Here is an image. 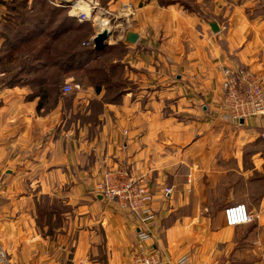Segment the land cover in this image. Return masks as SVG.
Returning a JSON list of instances; mask_svg holds the SVG:
<instances>
[{"label":"crops","instance_id":"1","mask_svg":"<svg viewBox=\"0 0 264 264\" xmlns=\"http://www.w3.org/2000/svg\"><path fill=\"white\" fill-rule=\"evenodd\" d=\"M9 1L0 0V56ZM123 5L130 28L104 55L126 86L86 87L93 121L53 88L38 108L43 89L0 87V245L10 264H131L139 249L157 250L160 264H264V117L236 121L221 105L224 70L264 78V0L108 8ZM117 169L148 185V220L95 192ZM235 203L253 219L227 227L223 209Z\"/></svg>","mask_w":264,"mask_h":264},{"label":"rangeland","instance_id":"2","mask_svg":"<svg viewBox=\"0 0 264 264\" xmlns=\"http://www.w3.org/2000/svg\"><path fill=\"white\" fill-rule=\"evenodd\" d=\"M23 1L10 0L9 8L12 10L10 9L8 14L5 15L7 30L4 36L6 37L7 44L4 48V55L0 56V87L14 84L20 85L21 83L29 87H35L36 83H33L35 82L34 80H38L39 82L40 78L44 77L46 81H43V86L46 89L49 87L53 88L59 94V101L62 104H76L78 109L74 113L76 117H80L85 121H93L98 111V103L94 101L89 102L90 98L84 95L86 87L105 85L113 90L110 93L115 94L116 91L126 86L125 81L122 80L123 72L120 67L110 64L108 57L104 55L106 50L101 52L94 51L91 45L93 37L90 40V36L93 33L92 24L100 20L97 28L99 30L107 29L111 32L109 42L121 41L124 31L129 29L130 25L128 21L124 20L126 16H122L115 9L110 10L108 8L111 3L113 5V2L118 3L120 0H84L85 5L82 6L84 9L80 10H88V1H94L98 6L93 11H86L90 13V19L83 23H79L75 18H72L73 20L71 21L69 7L57 4L59 8H55L53 7L54 5L51 6L46 2L48 6L52 7L51 9H58L60 15L55 14V16H50L47 14V18L43 20V25H36V27H30V24L36 21L37 17H40L38 9L40 6L36 2L32 3V0L27 1L26 4ZM52 1L55 3V0ZM160 2L168 5L171 0H160ZM67 3L71 5V0ZM46 9L48 8L46 7ZM65 17H70V19L66 22L64 20ZM109 21L110 23H108ZM78 25H81V29L76 28ZM47 33H56L59 37L57 39L58 42L52 45L54 51L44 56L43 61L33 62L32 56L35 54L32 52L37 49V47H33L35 45L34 38L37 37L38 40H42ZM24 34L28 36L24 38ZM68 51L76 53V55L73 57L71 65L67 66V70L60 72L57 68H52L51 63L57 62L60 64L61 61H64ZM58 56L61 57L58 58ZM43 62H48L46 69L38 67ZM24 63L29 68L32 65V69L36 71L31 72L29 69L27 75H17L19 68ZM65 85L75 88L67 96H64L62 92ZM106 99H109V97L106 96ZM85 109H90L91 113L87 115ZM73 118L75 116L71 115V119Z\"/></svg>","mask_w":264,"mask_h":264},{"label":"built area","instance_id":"3","mask_svg":"<svg viewBox=\"0 0 264 264\" xmlns=\"http://www.w3.org/2000/svg\"><path fill=\"white\" fill-rule=\"evenodd\" d=\"M70 1V0H69ZM84 0H71L69 16L78 22H85L90 19V11L97 8L94 1H88V10L74 11V5ZM60 4V3H59ZM58 4V5H59ZM131 7L123 5L119 13L122 16L131 15ZM99 26V21L93 22ZM110 23V21L108 22ZM224 79L221 84V105L227 117L236 121L246 117H264V78L256 75L248 68H238L234 71L224 70ZM75 88L65 85L62 89L64 95H69ZM264 154V152H263ZM96 193L104 199L118 204L121 209L129 211L138 216L141 221L148 220L149 205L152 201V194L143 177H131L124 169L106 172L103 179L94 187ZM170 189H166L168 194ZM224 221L227 227H236L248 224L253 216L243 203H235L223 209ZM151 236L148 233H141L139 239L146 241ZM161 259L157 250L139 249L132 257L131 264H160ZM0 264H10L6 251L0 245ZM175 264H188L184 257L179 258Z\"/></svg>","mask_w":264,"mask_h":264},{"label":"trees","instance_id":"4","mask_svg":"<svg viewBox=\"0 0 264 264\" xmlns=\"http://www.w3.org/2000/svg\"><path fill=\"white\" fill-rule=\"evenodd\" d=\"M24 4L27 3V0H24L23 1ZM38 3V6H40L38 9H39V15L40 17H37V20L36 21H33L31 22L30 24V27H36V25H39V26H42L43 25V20L47 18V14H49L50 16H55V14H59L60 15V11L58 9H51L52 7L48 6V4L46 2H48L51 6H53L50 1L48 0H32V3ZM8 8L10 6V4L7 5ZM46 7L48 9H46ZM55 8H59L57 6H53ZM11 8H9L10 10ZM12 10V9H11ZM41 10L43 11L41 13ZM46 10V11H45ZM45 13V14H44ZM42 16V17H41ZM73 17H71V21L73 20L72 19ZM70 19V17H65L64 20L67 22L68 20ZM80 23V22H79ZM83 23V22H81ZM77 29H81V25H78L76 27ZM41 34V33H40ZM28 35L27 34H24V38H26ZM58 35L56 33H47L45 34L44 38L42 40H38L37 37L34 38V42H35V45L33 47H37V49H35L34 53L35 55L32 56L33 57V62H41L43 61V57L46 56L47 54H50L52 53L54 50H53V47L52 45L55 43V42H58L57 39H58ZM4 39H5V45L7 44L6 42V37L4 36ZM36 40H38L36 42ZM26 41V40H24ZM92 45V44H91ZM68 47H70V45H68ZM94 50V49H93ZM7 51H9V49H7ZM101 52V51H100ZM76 53H70V51H68V53H66V56L64 58V61H61V63H57V62H54V63H51V67L52 68H57L58 71L60 72H63V71H66L67 70V66L71 65V61L73 59V57H75ZM61 56H58V58H60ZM38 67H42V69H46L48 67V62L46 63H42L40 66ZM33 66L31 65V67H27V64L24 63L23 66H21L18 70V74L17 75H27V73H29V69L31 72H35L36 70L35 69H32ZM39 70V69H37ZM35 82L33 83H36V86L34 88H37V89H43L44 91V95L42 96H39L40 100L38 102V108L41 107V105H43L44 103H46L47 101V95L45 93V89L46 87H44V83L43 81L45 82L46 79L44 77L40 78V81L38 82V80H34Z\"/></svg>","mask_w":264,"mask_h":264},{"label":"water","instance_id":"5","mask_svg":"<svg viewBox=\"0 0 264 264\" xmlns=\"http://www.w3.org/2000/svg\"><path fill=\"white\" fill-rule=\"evenodd\" d=\"M69 0H59V3L61 5H67ZM209 27L213 33H216L219 28L217 24L213 21L209 22ZM111 35V32L107 29H102L96 33V35L93 37L91 44L96 52L103 51L107 46V40L109 39ZM138 39V35L134 32L128 31L125 35L124 41L126 44L132 45L134 44Z\"/></svg>","mask_w":264,"mask_h":264},{"label":"bare ground","instance_id":"6","mask_svg":"<svg viewBox=\"0 0 264 264\" xmlns=\"http://www.w3.org/2000/svg\"><path fill=\"white\" fill-rule=\"evenodd\" d=\"M85 4L81 1V2H77L75 5H74V11H79L80 9H84V6ZM87 11V10H86ZM99 23H100V20H99Z\"/></svg>","mask_w":264,"mask_h":264}]
</instances>
